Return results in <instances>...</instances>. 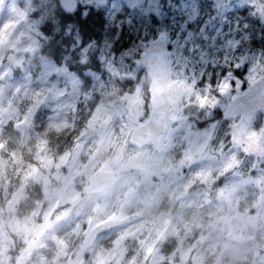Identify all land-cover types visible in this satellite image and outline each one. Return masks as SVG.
Instances as JSON below:
<instances>
[{
	"label": "clouds",
	"instance_id": "obj_1",
	"mask_svg": "<svg viewBox=\"0 0 264 264\" xmlns=\"http://www.w3.org/2000/svg\"><path fill=\"white\" fill-rule=\"evenodd\" d=\"M31 2V19L44 17L39 29L50 35L39 55L28 39L18 42L20 28L0 44V264H264V182L197 164L185 171L179 152L161 165L124 135L126 111L112 101L143 80L147 111L143 73L111 101L93 96L90 112L48 119L35 110L45 66L65 51L55 30L65 13L61 0ZM94 66L95 56L79 66L85 85ZM219 71L241 81L249 74L247 66ZM260 75L253 97L264 94ZM211 94L221 104L231 96L215 77Z\"/></svg>",
	"mask_w": 264,
	"mask_h": 264
},
{
	"label": "rangeland",
	"instance_id": "obj_2",
	"mask_svg": "<svg viewBox=\"0 0 264 264\" xmlns=\"http://www.w3.org/2000/svg\"><path fill=\"white\" fill-rule=\"evenodd\" d=\"M78 1L86 10L91 4L106 6L111 20L123 8L124 16L121 22L124 20L126 25L130 24L128 21L132 19V13L137 11H141L142 15L155 13L157 22L154 37L166 33L168 48L174 49V53L169 55L171 79H184L190 84L189 91L173 113L181 120L171 125L154 144L142 148L150 149V155L154 156L161 165L173 161L179 152L184 157L181 163L185 171L192 164H197L207 170H233L235 177L243 179L246 183L264 182L263 112L256 115L249 129V134L253 131L257 132V137L262 141V153L253 155L245 144L239 145L232 138L231 124L238 118L225 119L222 116L224 105H228L231 100H226L224 104L218 102L213 106L207 103L201 105L197 99V97L211 99L213 96L211 88L208 87L211 82L204 71L207 66L215 67L220 58L224 57L229 62L227 66L219 67L229 68V64L234 65L241 55L247 57L248 61L256 64L255 72L251 73L255 76V80L261 76L260 73L264 72V46H255L251 41L252 36L246 31L247 18L254 16L258 23L257 30L264 35V15L258 7L264 3V0H213L211 11H206L207 5L201 0H179L178 2L175 0ZM29 3H31L30 0H0V44L6 42L15 29L20 28L18 42L20 39H28L30 41L29 50L39 55V49L42 46V42L38 39L40 29L37 20L31 19L32 8H26ZM177 3L190 14V19L197 20L195 26L187 23L182 30L177 31L174 37H171L168 31L169 21L166 17H173L171 10L177 6ZM240 22H243L242 26H239ZM5 24L9 27L5 28ZM106 37L108 38L104 36L98 49L101 71L95 73L91 72V69H86L87 75L84 76L90 81L87 85L81 75L70 69L65 61L60 64L50 62L45 66L46 76H55V90L51 91V96L47 99L48 102L50 100L54 102L48 105L50 109H54L48 113V116H51L50 119H59L67 110L70 111L73 108L75 110L84 108L85 112H90L89 105L93 102V96L99 99L102 95L111 101L112 96L123 87L124 82L136 80L138 73H143L149 85L151 84L149 69L143 65L141 57L136 55L137 51L142 48V42H134L126 51L116 52L110 46L111 34H106ZM79 45L80 42L75 46ZM94 46H98L97 43H90L85 48L76 51L83 63L90 61L89 51ZM72 48L71 43L69 50ZM248 75L245 74L243 85L239 90L235 87V78H230L233 84V88L229 91L231 96H237L249 87V81L246 79ZM224 78L220 72L216 73V85ZM143 86L144 81L141 80L136 84L134 94L125 92L118 100L112 101V103L122 105L126 111L127 122L122 127L124 135L130 140H132L133 128L144 121L150 112V101L146 111ZM71 89L76 91L74 95L70 94ZM194 105L200 109L195 116L192 115V112H196ZM64 108H66L65 112H63ZM205 109H207L206 112ZM167 171L169 169H165V172ZM206 175L205 172V178Z\"/></svg>",
	"mask_w": 264,
	"mask_h": 264
},
{
	"label": "trees",
	"instance_id": "obj_3",
	"mask_svg": "<svg viewBox=\"0 0 264 264\" xmlns=\"http://www.w3.org/2000/svg\"><path fill=\"white\" fill-rule=\"evenodd\" d=\"M178 2L179 0H175ZM204 2V0H201ZM31 2V0H30ZM32 3V2H31ZM29 3V5L26 8H32L33 6ZM206 3V2H205ZM207 9L206 11L213 10V0H211V4L209 5L206 3ZM52 9L55 8V5H51ZM139 10L140 8L137 7ZM64 10V9H63ZM122 11L116 14L115 18L113 20L109 17V11L106 6H96L94 4H91L88 9L86 10L84 7H82V4L79 3L77 9L73 11H66L64 10L65 17H64V23L62 26L57 27L56 31H62L64 36V41L61 43V47L65 49L63 56L60 58L59 62L57 64H60L61 62L65 61V63L68 65L70 69L75 70L76 72H79V66L89 64L92 61L93 56H95L96 63L99 65V57H98V49L99 45L102 42L104 36L106 37V34H111V48L118 52L119 50L126 51L134 42H142V48L141 52L145 49L147 42L151 37H154V34L156 32L155 29V23L156 20V14L155 13H148L143 14L141 11H137L135 13H132V19L129 20V25H126L123 19L124 13ZM32 11V10H31ZM30 11V12H31ZM49 13H45V17L48 16ZM171 15L173 17H166V20L169 21L168 25V31L170 32V36L174 37V34L182 30V27L188 23L190 26L196 25L197 19H190V14L184 10V8L177 3V6L171 10ZM31 16V14H30ZM44 17H41L39 20H37L38 25L42 22ZM248 27L246 31L250 33L252 36V42H258L259 40L262 41L261 44H257L255 46H264V35L259 34V31L257 30V20L255 17H248ZM112 23V24H111ZM121 23V24H120ZM231 23V22H230ZM111 25L110 27H108ZM243 22L239 23V26H242ZM69 29V32H68ZM66 32H68L66 34ZM237 33V31L235 32ZM229 38V36H228ZM231 38V35H230ZM39 41L42 42V45H44L48 39H50V35L48 33H42L40 31ZM78 42H80L79 46H75ZM127 42V46L124 47L123 44ZM73 45V48L69 50V46ZM90 43H97L98 46H94L89 51L90 55V61L89 62H82L81 58L78 56L77 50H80L81 48H85V46L89 45ZM117 44H120V48L117 51ZM251 45V43H249ZM255 44V43H254ZM73 53L76 54L75 59L73 58ZM228 60L226 58H220L218 61V64L213 67L207 66L205 68L206 75H208V78L210 82L212 81L213 77H215L216 73H219V69H221V65L227 66ZM74 65L76 67H74ZM91 72H100V66L97 69L95 66L90 68ZM86 72L84 71L83 75H85ZM81 75V74H80ZM87 75V74H86ZM91 77V76H90ZM205 77V76H204ZM207 78V77H205ZM55 76H46L42 81H39V87L36 89L37 92H39V95H33L31 98V103L34 106L36 111L43 110V112L46 114V118L50 119L51 116H48L49 112H52L54 109H50L48 106L50 103H54L53 101H47V99L51 96V91L53 92L55 90ZM40 89H43L41 92ZM120 89V88H119ZM84 108L76 109V111H80ZM62 110V109H61ZM66 108H64L63 112H65ZM67 110L66 112H68ZM84 111V110H83Z\"/></svg>",
	"mask_w": 264,
	"mask_h": 264
},
{
	"label": "water",
	"instance_id": "obj_4",
	"mask_svg": "<svg viewBox=\"0 0 264 264\" xmlns=\"http://www.w3.org/2000/svg\"><path fill=\"white\" fill-rule=\"evenodd\" d=\"M78 4V0H61V6L66 11L77 9ZM164 45L167 49L169 42L166 33L150 38L146 46L149 58L145 60L141 57V62L149 69L151 98L148 117L138 123L131 131L132 141L140 147L154 144L157 138L164 134L171 125L181 120L173 113L190 89V84L186 80L171 79L170 56L161 55V48ZM261 78V76L257 78L251 88L237 95L239 103L248 105L245 110L231 111L228 116H225V109L222 111V116L225 119L239 117L237 121L231 124L232 138L239 145L245 144L248 151L253 155L262 153V141L259 137L250 141L249 129L256 113L261 110L264 112V99L260 95L255 96L254 102H252V98H248L253 97L256 85L259 84ZM69 92L73 95L76 93L73 89ZM245 92L249 94L247 99L244 96ZM246 100L247 102H245ZM232 103L234 102L231 101L229 104Z\"/></svg>",
	"mask_w": 264,
	"mask_h": 264
},
{
	"label": "snow or ice",
	"instance_id": "obj_5",
	"mask_svg": "<svg viewBox=\"0 0 264 264\" xmlns=\"http://www.w3.org/2000/svg\"><path fill=\"white\" fill-rule=\"evenodd\" d=\"M255 7V5H254ZM259 11L261 12L262 15H264V3H261L259 6ZM9 27L8 24H5V28ZM163 35V33L161 34ZM174 53V49L173 48H165V45L161 48V55L162 56H169L171 54ZM136 55L138 57H142L145 60H147L149 58L148 54H147V49H144L143 54H141V50L137 51ZM243 66H247L248 68V72L249 75L246 77V79L249 81V88H251V86L253 84H255V76L252 75L251 73H254L256 70V64L251 63L250 61H248L247 57L241 55L240 57L237 58L236 63L233 64H229V68H236L239 69ZM230 78H235V87L237 88V90H239L242 85H243V81H241L239 79V77H234V73L229 71L228 73H226L224 80L220 81L217 83V89L219 91L220 94H227L229 93L230 89L233 88V84ZM209 88H211V84L208 85ZM245 98L247 99L249 94L247 92L244 93ZM260 97L262 99H264V94H260ZM199 103L201 105H204L205 103L210 104L215 106L219 101L217 99L216 96H212L211 99H209L208 97H197ZM255 97L252 98V102H254ZM230 100L233 101L234 103L229 104V105H224L225 108V116H228L229 113L231 111H236V112H240L245 110V108L248 106L246 104H241L238 102V97L237 96H230ZM258 133L253 131L249 134V140H253L257 137ZM198 175H202L201 173H198Z\"/></svg>",
	"mask_w": 264,
	"mask_h": 264
},
{
	"label": "flooded vegetation",
	"instance_id": "obj_6",
	"mask_svg": "<svg viewBox=\"0 0 264 264\" xmlns=\"http://www.w3.org/2000/svg\"><path fill=\"white\" fill-rule=\"evenodd\" d=\"M259 34H260V33H259ZM261 37H262V35H261ZM254 43H255L254 45H257V44H261L262 41L259 40L258 42H254ZM257 47H261V46H257ZM258 78H259V77H258ZM248 88H249V87H247L244 91H246ZM244 91H243V92H244ZM243 92H242V93H243ZM260 112H263V111L261 110V111L257 112L256 115H257L258 113H260ZM256 115H255V117H256ZM255 117H254V119H255ZM237 118L239 119V117H237ZM232 119H234V118H232ZM263 120H264V112H263ZM253 121H254V120H253ZM252 124H253V123H252ZM251 126H252V125H251Z\"/></svg>",
	"mask_w": 264,
	"mask_h": 264
}]
</instances>
